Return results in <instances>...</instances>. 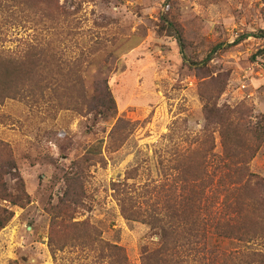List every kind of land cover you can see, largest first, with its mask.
Masks as SVG:
<instances>
[{
	"label": "rangeland",
	"instance_id": "rangeland-1",
	"mask_svg": "<svg viewBox=\"0 0 264 264\" xmlns=\"http://www.w3.org/2000/svg\"><path fill=\"white\" fill-rule=\"evenodd\" d=\"M26 1L41 26L13 23L2 47L18 50L37 36L60 53L59 70L51 56L44 88L0 99V264H105L86 245L52 254V240L68 242L82 223L123 247L129 264H150L143 257L161 247L160 229L145 222L166 216L157 193L180 187L178 158L213 147L207 204L219 212L211 216L223 215L227 196H210L231 169L223 140L227 157L241 166L247 158L243 166L264 183V0ZM166 17L184 51L163 31ZM105 88L113 105L94 100ZM207 107L233 123L229 131L206 122ZM125 196L139 220L123 214ZM233 236L209 226L204 243L178 250L185 264H264V239Z\"/></svg>",
	"mask_w": 264,
	"mask_h": 264
},
{
	"label": "trees",
	"instance_id": "trees-1",
	"mask_svg": "<svg viewBox=\"0 0 264 264\" xmlns=\"http://www.w3.org/2000/svg\"><path fill=\"white\" fill-rule=\"evenodd\" d=\"M57 14L68 22V13H62L59 10ZM38 18L32 19L31 14H28L26 0H0V99L2 100L24 97L27 93L44 88L46 86L44 72L48 67L47 63L53 62L51 56H54L57 62V69L59 70L58 57L60 53L53 51V49L57 50L55 47L47 51L46 48L42 47L40 41H37L36 35H34L36 36L34 41H25L18 47V50H5L2 47L3 38L7 36V30L12 28L13 23L24 26V22L32 19L37 27L41 26L40 22L42 21H38ZM51 20L54 22L55 19ZM164 20L163 31L169 37L174 38L184 51V38L181 31L167 17ZM35 32L37 33V31ZM260 37H264V31L261 32ZM261 54L264 57V51ZM74 66L76 67V63H74ZM61 67L63 68V63H61ZM107 91L108 88H105L101 91V94H97L94 98L96 103L100 101L102 106H105V101L111 105L115 103V100ZM71 103L76 105L73 100ZM207 108L205 113L207 112L206 114L211 119L208 118L206 122L210 120L217 121L224 133L229 131L228 129L233 126V123L223 113L221 114L210 107ZM223 145L226 154L225 158L229 162L226 167L230 166L229 168L231 169L222 173L223 179L220 184L223 183V189L220 192L219 190H214L210 195L217 197L218 193H224L227 196L226 205L223 203L221 210L223 215L220 217L211 216L212 212L213 214H218L219 212H214L213 205L207 204L210 200L208 193L216 186L214 175H211L207 170L208 160L213 155V147L208 150L201 149V153L191 155L192 157L182 156L178 158L177 164L181 162L184 170V172L181 170V177H179L180 187L175 186L172 188L170 186L167 191L162 190L157 193L166 202V205H164L166 216L160 219L152 217V221L145 222L150 224L155 230L160 229L161 243L159 249L153 252H145L143 257L145 262L150 264H185V257L179 252L178 244L187 241L186 245L190 252L192 246L196 247L200 243L205 242L209 226L227 235L234 233L233 237L246 238L250 242L258 238L264 239V196L260 190V186L264 187V183H259L255 180V177L249 174L245 166H243L247 162V158L242 166L239 160L235 163L237 157H227V153L229 156L232 154L224 140ZM196 162L200 167L199 174L196 171ZM233 163L235 165L239 164L241 167L238 165V167L234 168ZM175 168H177V165ZM2 172L3 166H0V179L2 178ZM254 190H257V194H254ZM133 201L134 199L131 196H125L122 199V212L128 220L137 221L142 214L138 209H135L137 203ZM155 211L153 210V212ZM203 212L208 214L206 218H202ZM3 227L4 223L0 220V228ZM67 227L71 228V225H66L63 228L67 230ZM72 227L77 231L75 238L68 242L63 240V238L52 240L58 242L59 249H56L53 243H50L54 257L58 251L86 245L93 247L94 251L92 252L97 256L96 258L100 261L104 258L105 264H129L125 249L113 243L100 240L99 236H96L92 225L82 223L75 224ZM85 229L91 233L88 236L90 237L88 241L80 238L81 235H84L81 231Z\"/></svg>",
	"mask_w": 264,
	"mask_h": 264
}]
</instances>
